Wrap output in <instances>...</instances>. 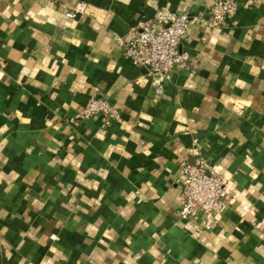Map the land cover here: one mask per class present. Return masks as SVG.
<instances>
[{
    "label": "crops",
    "instance_id": "0c3cea01",
    "mask_svg": "<svg viewBox=\"0 0 264 264\" xmlns=\"http://www.w3.org/2000/svg\"><path fill=\"white\" fill-rule=\"evenodd\" d=\"M214 1L0 0V264H264V0L191 26L160 95L118 41ZM199 158L228 195L207 228L178 216Z\"/></svg>",
    "mask_w": 264,
    "mask_h": 264
},
{
    "label": "built area",
    "instance_id": "2783aa9c",
    "mask_svg": "<svg viewBox=\"0 0 264 264\" xmlns=\"http://www.w3.org/2000/svg\"><path fill=\"white\" fill-rule=\"evenodd\" d=\"M79 4L77 10H81ZM238 10V0H215L207 15L158 11L151 18L129 28L125 39H119L124 56L132 64L143 68L149 77L155 93L162 94V82L169 79L173 71L188 66L191 57L180 50L191 26L218 28L222 22L234 16ZM73 17L74 14H68ZM100 115L104 124L109 125L118 112L101 98H90L78 117L88 119ZM194 153V151H193ZM182 182L178 216L185 220L198 214L207 228V218L223 208L227 200L225 181L213 172L204 159L193 163H181Z\"/></svg>",
    "mask_w": 264,
    "mask_h": 264
}]
</instances>
